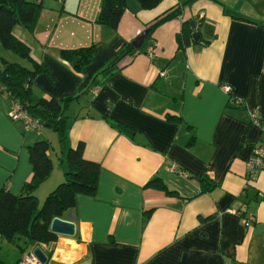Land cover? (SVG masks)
<instances>
[{"label":"crops","instance_id":"0c3cea01","mask_svg":"<svg viewBox=\"0 0 264 264\" xmlns=\"http://www.w3.org/2000/svg\"><path fill=\"white\" fill-rule=\"evenodd\" d=\"M29 1L42 6L38 21L14 35L47 69L31 100L79 94L65 111L63 150L82 143L99 172L95 192L63 214L74 238L14 250L0 239V264H20L36 247L47 264H264V169L253 178L248 170L264 149V0H161L152 9L127 0L116 29L97 23L102 0ZM178 5L180 17L99 74ZM186 21L197 22L201 42L179 51ZM91 46L80 72L60 56ZM11 108L0 93V189L17 195L31 177L27 146L50 135L24 131ZM61 165L38 201L64 179ZM151 180L165 189L147 187Z\"/></svg>","mask_w":264,"mask_h":264},{"label":"trees","instance_id":"16d2710c","mask_svg":"<svg viewBox=\"0 0 264 264\" xmlns=\"http://www.w3.org/2000/svg\"><path fill=\"white\" fill-rule=\"evenodd\" d=\"M134 1L143 9H152L161 0ZM182 5L157 17L147 29L149 30L148 39L152 37L156 29L180 17ZM41 7L39 2L29 0H0V43L2 47L32 63V67L29 69L18 63L3 60V68L0 70V93L11 99L12 105L16 103L28 116L38 121L40 128L31 130V132L39 135L43 127L51 128L58 134L59 142H63L65 135L62 125L66 118L65 111L73 100L78 99L79 94L65 97L61 103L45 98L33 103L31 100L33 81L37 75L47 73V69L42 64L32 62L29 47L14 35V29L18 26L29 32L34 30ZM126 8L127 0H102L97 23L116 29ZM197 34L198 39L194 40L191 22H183L180 31L175 36L178 50L180 51L191 44L200 43L201 37L199 32ZM93 52L94 47L91 46L76 50H64L60 52V56L75 72H80L92 61ZM134 52L136 51L132 45H129L99 74L105 73L111 66H116L120 60ZM240 103L242 102L240 101ZM167 119L174 120L175 117L168 116ZM50 149V141L41 137L28 145V160L31 166L30 179L17 195L12 194L5 187L0 189V239L10 243H16L20 239L25 244L55 243L59 237L49 232L51 221L54 218H62L67 210L73 208L77 195H92L95 192L99 165L84 159L83 144L79 143L77 147L67 149L64 160L66 164L64 179L47 194L40 205L36 190L51 176L53 171V164L49 156ZM146 186L165 189L158 180H151ZM202 186L204 190L208 188L206 184H202Z\"/></svg>","mask_w":264,"mask_h":264},{"label":"rangeland","instance_id":"374dc122","mask_svg":"<svg viewBox=\"0 0 264 264\" xmlns=\"http://www.w3.org/2000/svg\"><path fill=\"white\" fill-rule=\"evenodd\" d=\"M56 1L57 2H61L60 0L59 1L56 0ZM3 60L9 61L11 63H15L16 62V63H19L22 66L29 67L26 60H24L22 58H19L17 55H15L10 50L4 49L2 47V45H1V43H0V69L3 68V64H2ZM10 113H11V109H10V112H9V117H10ZM10 119L13 120V121H19V120H14L11 117H10ZM40 131H41L42 134H44L46 132L47 133L49 132V135H50L49 140H50V144H51V149H50L51 159H52L51 161H53L52 164L54 165V170H57V169H59L62 166L61 164L65 160L66 150H63V142H59L58 134L56 132H54L51 128L43 127ZM41 197L42 198L39 199L40 205L42 204V202L44 200L43 196H41ZM65 217L66 216L64 215L63 218H65ZM62 239H67V238H62ZM63 242H64L63 240H58V243H63ZM24 243L25 242L22 239H20V240L16 241V243H14L15 245H10L8 243H4V245L7 246L6 248L8 250H14L15 248L17 249V246H18V248H21V247L24 248Z\"/></svg>","mask_w":264,"mask_h":264},{"label":"built area","instance_id":"2783aa9c","mask_svg":"<svg viewBox=\"0 0 264 264\" xmlns=\"http://www.w3.org/2000/svg\"><path fill=\"white\" fill-rule=\"evenodd\" d=\"M60 1L62 2L64 0H60ZM161 76H163V74H161ZM238 104H240V101H238ZM10 117L14 120L21 121L23 123V127L25 131L37 130L40 128V124L38 123V121L28 116L26 112L22 111L16 103H13L12 105ZM252 118L255 121V123H259L255 113H253ZM263 169H264V149L260 148L254 151V154L248 163V170L250 176L253 178L256 171ZM20 264H39V263L36 257L32 254V252H30L21 256Z\"/></svg>","mask_w":264,"mask_h":264},{"label":"water","instance_id":"95a60500","mask_svg":"<svg viewBox=\"0 0 264 264\" xmlns=\"http://www.w3.org/2000/svg\"><path fill=\"white\" fill-rule=\"evenodd\" d=\"M191 29H192V38L194 40H197V22L192 21L191 22ZM149 35V30H145L142 32L135 40L132 42V47L134 50L139 51L144 44V41L147 40ZM49 232L57 237L60 238H67L71 239L75 237L76 234V227L74 223L64 220L62 218H54L49 227ZM49 246V250H50ZM32 254L36 257L39 264H47L48 262V256L44 252L43 248L36 247L32 251Z\"/></svg>","mask_w":264,"mask_h":264}]
</instances>
